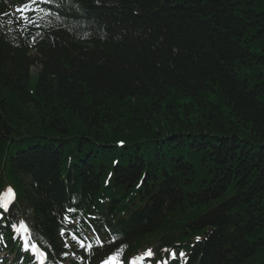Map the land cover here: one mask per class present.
Masks as SVG:
<instances>
[{"label": "trees", "instance_id": "16d2710c", "mask_svg": "<svg viewBox=\"0 0 264 264\" xmlns=\"http://www.w3.org/2000/svg\"><path fill=\"white\" fill-rule=\"evenodd\" d=\"M68 1L88 18L35 47L34 31L0 35V188L15 186L55 248L77 194L132 250L264 264V55L251 49L264 0ZM66 141L81 161L64 180Z\"/></svg>", "mask_w": 264, "mask_h": 264}, {"label": "snow or ice", "instance_id": "6c2138e0", "mask_svg": "<svg viewBox=\"0 0 264 264\" xmlns=\"http://www.w3.org/2000/svg\"><path fill=\"white\" fill-rule=\"evenodd\" d=\"M45 3L51 2V0H44ZM25 9H27V5H25ZM20 10V9H18ZM23 11V10H21ZM25 20H28L29 18L27 16L23 17ZM15 198V193L11 188H8L5 193L0 194V208H3L4 211H7L9 203L11 202L12 199ZM68 211H73L72 209H69ZM12 227L16 230V232H23L26 234V236L29 234V230L27 225L21 221L19 225H12ZM61 235H64V231L61 230ZM71 238L76 241L80 247L85 248L87 251H90L93 245L91 243H86L85 240L80 239L77 237L75 234H72ZM199 239V237H197ZM25 250H27L28 245H29V240L26 238L25 239ZM67 246V244H66ZM102 246V245H101ZM32 249L40 256H44L45 253H43L39 246L36 244H31ZM123 247L117 249L116 252L110 254L103 262L102 264H125V262L122 259V253H123ZM163 251L167 252L169 251L168 249H164ZM173 258H175V253L171 254ZM183 255V253H181ZM154 256V253L152 252L151 249H148L144 254H142L140 257H134L131 261H128L127 264H143V261L146 257H151ZM158 264H167V261H160Z\"/></svg>", "mask_w": 264, "mask_h": 264}, {"label": "rangeland", "instance_id": "374dc122", "mask_svg": "<svg viewBox=\"0 0 264 264\" xmlns=\"http://www.w3.org/2000/svg\"><path fill=\"white\" fill-rule=\"evenodd\" d=\"M256 41H257L256 44H254V41L251 42V47H252L251 49L254 52L258 51L264 55V41H262L261 39H256ZM259 67L260 68H258V64L255 65V72H263L264 71V63H262ZM243 71L244 72H252L253 69H251V66H250V68L248 67L247 69H243ZM258 80H260V79H258ZM36 81H37V76H36V74H33L32 79H31V84L34 85L36 83ZM261 97L264 100V94Z\"/></svg>", "mask_w": 264, "mask_h": 264}]
</instances>
